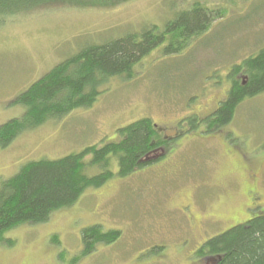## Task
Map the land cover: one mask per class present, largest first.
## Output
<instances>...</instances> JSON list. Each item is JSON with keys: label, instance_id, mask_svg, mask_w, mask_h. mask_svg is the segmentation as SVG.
<instances>
[{"label": "rangeland", "instance_id": "1", "mask_svg": "<svg viewBox=\"0 0 264 264\" xmlns=\"http://www.w3.org/2000/svg\"><path fill=\"white\" fill-rule=\"evenodd\" d=\"M61 2L0 22V127L24 115L16 100L26 89L87 44L152 25L161 30L195 2L225 15L182 54L154 51L135 67L132 81L112 80L92 107L51 120L0 148V186L29 162L58 160L115 141L119 129L141 119L162 126L198 112L226 96L234 65L264 48V0ZM225 133L230 136L224 141ZM177 142L167 162L124 178L113 161L116 175L103 187L89 189L45 224L8 232L14 245L0 244V264H194L206 240L250 218L241 168L264 165V93L238 107L224 134L196 128ZM263 170L259 189L264 194ZM188 204L193 227L182 216ZM207 218L214 223L207 224ZM92 226L119 230L122 238L83 256L82 231Z\"/></svg>", "mask_w": 264, "mask_h": 264}, {"label": "trees", "instance_id": "2", "mask_svg": "<svg viewBox=\"0 0 264 264\" xmlns=\"http://www.w3.org/2000/svg\"><path fill=\"white\" fill-rule=\"evenodd\" d=\"M77 1L111 6L129 0ZM55 3L57 0H0V22ZM224 15L220 8L195 2L178 10L161 30L152 25L106 43L83 46L18 97L16 103L26 111L21 118L0 127V148L10 147L24 133L51 120L92 107L112 80L132 81L135 67L154 51L162 49L163 56L182 54ZM228 81L227 99L217 110L211 134L221 133L218 130L234 119L245 100L264 93V48L234 65ZM161 144L155 124L141 119L119 129L115 141H103L100 146L87 147L62 159L27 163L0 186V244L14 245L6 238L8 232L45 224L55 213L73 207L89 189L103 187L116 175L111 170L113 161L119 166L120 178L155 165V160L150 159ZM121 238L119 230L85 228L82 255H91L99 245H111ZM53 244L60 245V240L54 238ZM193 258L194 264H264V216L258 214L209 238Z\"/></svg>", "mask_w": 264, "mask_h": 264}, {"label": "flooded vegetation", "instance_id": "3", "mask_svg": "<svg viewBox=\"0 0 264 264\" xmlns=\"http://www.w3.org/2000/svg\"><path fill=\"white\" fill-rule=\"evenodd\" d=\"M227 99V94L224 98H221L220 100L214 101L213 103H209L205 105L203 108L199 109L198 112H190L188 114H185L181 119L174 122V124H164L162 126H158L155 124V129L157 131V138L161 140V146L156 150V152L152 155L151 159H157L155 160V165H159L161 163L167 162V159L169 158V155L173 152H171L175 145H180L179 142L176 144L174 143L175 140H179L182 137L186 136L187 133L193 132L194 129L199 128L204 133L212 132V130H215L213 127V121H215V118L217 117V110L220 107V104L222 102H225ZM234 121V119L226 125V127L223 129L221 128L218 131H221V133L224 134V131L228 126L231 125V123ZM226 136H230L229 133H225L223 135V140L225 141ZM213 137H218L215 135H211L208 138L211 139ZM207 139V141L209 140ZM263 164L258 165V167L263 168ZM258 167L250 166L248 164H245L241 168V174L243 175L242 181L244 190L246 193V197L249 200V204L246 206V212L249 219L242 221L246 222L250 219H252L254 216L262 215L264 216V194L259 189L260 184V176L261 171ZM264 173V170H263ZM183 209V215L185 216L186 220L189 223V226H192L193 221H195V216L192 213V205H186L182 207ZM254 212L252 215L251 212ZM251 214V216H250ZM206 222H212V219L207 218ZM240 222V223H242ZM239 224V223H238Z\"/></svg>", "mask_w": 264, "mask_h": 264}]
</instances>
